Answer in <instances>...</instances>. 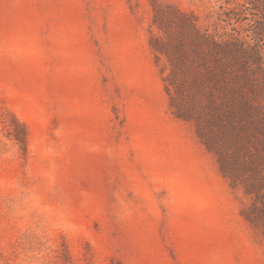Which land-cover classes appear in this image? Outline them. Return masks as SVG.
Masks as SVG:
<instances>
[{"label":"rangeland","instance_id":"rangeland-1","mask_svg":"<svg viewBox=\"0 0 264 264\" xmlns=\"http://www.w3.org/2000/svg\"><path fill=\"white\" fill-rule=\"evenodd\" d=\"M155 4L238 41L264 106V0H0V264H264L243 168L264 132L223 169Z\"/></svg>","mask_w":264,"mask_h":264},{"label":"trees","instance_id":"trees-1","mask_svg":"<svg viewBox=\"0 0 264 264\" xmlns=\"http://www.w3.org/2000/svg\"><path fill=\"white\" fill-rule=\"evenodd\" d=\"M153 23L160 31L151 41L153 50L168 62L167 80L187 107H178L179 114L196 121L203 139L220 154L223 169L230 170L238 159L232 155L247 153L254 131L264 132V106H254L247 93L245 49L231 38L202 31L193 17L170 6L155 4ZM243 168L247 193L255 197L247 218L264 227V153L251 156Z\"/></svg>","mask_w":264,"mask_h":264}]
</instances>
